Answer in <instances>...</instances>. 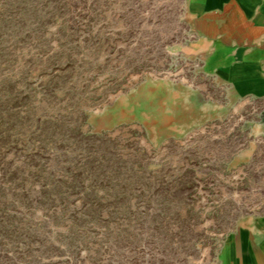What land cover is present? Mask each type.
<instances>
[{
    "label": "rangeland",
    "instance_id": "obj_1",
    "mask_svg": "<svg viewBox=\"0 0 264 264\" xmlns=\"http://www.w3.org/2000/svg\"><path fill=\"white\" fill-rule=\"evenodd\" d=\"M207 56L189 0H0V264H222L264 98Z\"/></svg>",
    "mask_w": 264,
    "mask_h": 264
},
{
    "label": "crops",
    "instance_id": "obj_2",
    "mask_svg": "<svg viewBox=\"0 0 264 264\" xmlns=\"http://www.w3.org/2000/svg\"><path fill=\"white\" fill-rule=\"evenodd\" d=\"M189 11L208 54L207 71L228 81L242 97L264 98V0H189ZM221 261L264 264V216L237 228Z\"/></svg>",
    "mask_w": 264,
    "mask_h": 264
}]
</instances>
